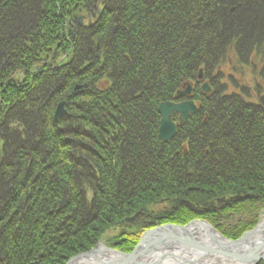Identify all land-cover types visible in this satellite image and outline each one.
<instances>
[{"label":"trees","instance_id":"obj_1","mask_svg":"<svg viewBox=\"0 0 264 264\" xmlns=\"http://www.w3.org/2000/svg\"><path fill=\"white\" fill-rule=\"evenodd\" d=\"M188 84L199 111L162 143ZM263 211L264 0H0V264L194 220L236 241Z\"/></svg>","mask_w":264,"mask_h":264},{"label":"water","instance_id":"obj_2","mask_svg":"<svg viewBox=\"0 0 264 264\" xmlns=\"http://www.w3.org/2000/svg\"><path fill=\"white\" fill-rule=\"evenodd\" d=\"M198 79H202L199 71ZM205 93L209 92L208 85H202ZM191 86L177 92L176 97L190 96ZM63 103L56 108L54 119L65 112ZM199 108L193 101L182 103L165 102L159 104L157 112L160 115L158 138L163 143H168L176 134L175 124L172 122L174 114H178L180 125L198 112ZM137 215L126 219V223H133ZM200 224L202 232L195 233L190 226ZM263 227L261 221L256 227L244 233L238 240L231 241L223 237L210 224L205 221H193L186 226L164 225L148 230L142 234L135 250L124 254L102 245L100 241L89 252L81 253L71 258L66 264H75L77 259L87 257L99 245L103 250L114 255L99 264H206L210 261H224L234 264H259L264 263V236L250 242V236Z\"/></svg>","mask_w":264,"mask_h":264},{"label":"bare ground","instance_id":"obj_3","mask_svg":"<svg viewBox=\"0 0 264 264\" xmlns=\"http://www.w3.org/2000/svg\"><path fill=\"white\" fill-rule=\"evenodd\" d=\"M262 222H263V227L250 236V242L254 240H258L259 238L264 236V220H262ZM190 229L195 233L203 231V227L200 224H195V223H193L190 226ZM109 257H114V255L108 251L103 250L102 245H99L87 257H82L77 259V261H75V264H99L98 260H104ZM165 264H170V263H165ZM206 264H234V263L224 262V261H210Z\"/></svg>","mask_w":264,"mask_h":264},{"label":"rangeland","instance_id":"obj_4","mask_svg":"<svg viewBox=\"0 0 264 264\" xmlns=\"http://www.w3.org/2000/svg\"><path fill=\"white\" fill-rule=\"evenodd\" d=\"M63 109H64V111H65V107H64V105H63ZM262 220H264V212H263L262 217H261V221H262Z\"/></svg>","mask_w":264,"mask_h":264}]
</instances>
